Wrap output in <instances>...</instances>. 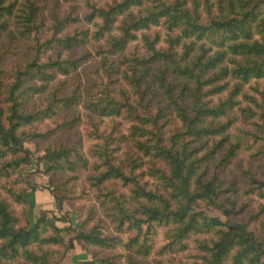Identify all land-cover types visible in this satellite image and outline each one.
I'll return each mask as SVG.
<instances>
[{
    "label": "trees",
    "instance_id": "obj_1",
    "mask_svg": "<svg viewBox=\"0 0 264 264\" xmlns=\"http://www.w3.org/2000/svg\"><path fill=\"white\" fill-rule=\"evenodd\" d=\"M65 2L70 5L62 13L55 1L46 24L34 0L21 5L0 0V37L5 32L17 36L11 29L16 18L22 36L35 41V54L20 65L7 67L0 55V186L7 194L0 190V264H51L52 246L67 252L76 243L105 249L123 243L100 223L88 228L90 217L77 225L65 217L70 224L61 227L45 210L33 224L20 221L9 198L27 202L26 189L15 187L33 159L26 143L48 140L39 157L48 169L76 172L91 164L89 184L110 222L119 232H133L124 243L128 250L148 257L165 228L161 252H184L197 236L193 239L204 252L197 264H264V242L249 229L250 222L231 221L245 208L238 209L227 195L238 192L236 184L224 188L217 174L207 179L211 160L225 170L242 147L243 136L232 140L229 132L228 113L240 105L238 96H247L257 108L243 111L264 119L263 91L256 88L259 101L243 91L251 81L264 79V0H85L83 14H76L83 8L80 0ZM84 21L96 31H67ZM160 25L169 30L166 47L159 45V34L151 38L144 32ZM44 31L50 37L40 42ZM90 36L105 42L98 50L102 74L97 68L95 78L79 79L66 93L59 76L77 73L92 54L65 57L64 52L81 47ZM139 38L147 55L129 51ZM84 96L91 114L112 119L114 127L128 124L127 133L105 135L91 115L93 161L77 146L56 139L81 122L75 112L71 118L60 114L79 107ZM258 126L264 131V123ZM246 175V193L264 198V179ZM56 199L61 208L64 198ZM64 231L71 235L68 240ZM89 264L118 263L94 255Z\"/></svg>",
    "mask_w": 264,
    "mask_h": 264
},
{
    "label": "rangeland",
    "instance_id": "obj_2",
    "mask_svg": "<svg viewBox=\"0 0 264 264\" xmlns=\"http://www.w3.org/2000/svg\"><path fill=\"white\" fill-rule=\"evenodd\" d=\"M19 1V5L24 2V0ZM34 1L35 4L40 7L39 18H44L45 23L49 24L52 7H54L56 0ZM80 1L83 4V8L81 7L79 10L77 9L76 14L79 12L80 14H83L86 10V7L84 6L85 0ZM106 1L111 2V0H99V3L104 4ZM59 2L61 5L60 11L63 13L65 9L69 7L70 3L65 2V0H59ZM88 27H90L91 32L96 31V27H92V25L88 24L86 21L70 25L67 28V31L72 33L76 30L82 31ZM11 29L14 30L15 35L17 34V36L9 35L5 32L3 37H0V55L5 56L7 67L20 65L26 60L25 58H29L35 54L33 50L35 46L34 39L28 35L22 36L18 30L19 26L16 18H12ZM144 32L151 38H155L156 34H159L162 38L159 45H162L161 47L167 46V43H165L164 40L167 39L169 30H167L164 25L153 26L151 29L145 30ZM139 34L141 33L139 32ZM39 37L40 42H43L50 37V32L44 31L39 34ZM7 46L11 47L12 50L6 49ZM104 46V39L97 40L90 36L88 41L81 47L64 52L65 57H78L85 53L92 54L90 59L79 67L77 73H72L68 76H59V79L64 80L66 83V93L73 90L74 85L79 79L82 80L83 83H87L95 78V70L97 68L99 72L98 75L102 74V59L98 55V50ZM57 49L59 48L56 47L55 50ZM129 51H134L137 55L148 54L144 41H142L141 38L131 43ZM49 54H52V51L49 50L48 55ZM151 88L153 90V87ZM256 88H259L264 94V79L251 81L244 86L243 91L255 96L259 101L262 96ZM150 96L151 92H149L148 98ZM238 98L241 100L240 105L228 113V118L233 122L229 132L232 140L235 139L236 135L243 136L242 147L239 149L238 155L232 158L231 163L228 164L225 170L217 169L214 160H211L209 163L207 179L217 174L219 179L222 180L224 188L232 187L231 185L233 183L236 184L238 192L232 190L227 195L237 201L238 209L242 206L245 208L238 214V217L235 218V216L231 215V221L236 222L238 220L240 222H250L249 229L264 242V198H261L255 192L246 193L250 186L247 182V172L253 173L258 179H264V131L258 126V124L264 123V119L263 121H260L259 115L251 116V111L242 110V108H247L249 105L252 108L257 109L255 103L251 102L247 96L240 94ZM86 99L87 97L84 96L79 107L71 108L60 114V116L62 115L66 118H71V114L75 112V114L81 117V122H79L72 130L59 133L56 136V139L58 142L77 146L81 149L84 157L93 161L95 159L89 152L90 147L93 144V140L89 137V134L92 131V125L90 122L91 115L93 116V120L99 125L100 133L105 135L113 133L116 137L127 133L128 124L126 121L117 118V121L121 120L123 123L122 125L120 124L114 127L112 119H101L96 115L91 114L92 112L85 108ZM163 105H167V103L164 102ZM48 125L53 126V123L49 122ZM245 133L248 134L244 135ZM47 143H49V140L26 143V146L33 152V159L22 171L21 178L23 180L15 187L26 189L25 198L27 202L25 205H21L9 198L12 209L20 218V221L24 223L26 222L25 218H27V220L33 224L37 217L45 210L49 212L52 219H54L53 217H56V223L61 227H66L70 222L73 225H77L81 221L90 217L88 228L94 224L100 223L110 235L119 236L123 241L118 247L110 249L96 246L84 248L81 244L76 243L74 248L67 252H63V248L52 246L49 248L53 251L52 254L49 255L51 264H70L73 262L75 263L78 260L80 261V264H89V262L93 260L94 255L99 257H114L118 264H132L131 259H135L139 264H197L198 261H202L204 252L202 248L197 246V242L193 239L197 236L188 240L189 248L184 252H161L160 247L164 244L165 228L160 229L157 236V243L154 244V249L148 257L144 258L141 254L135 252L136 249L128 250L124 243L129 240V237L133 236V232H119L115 227V224L110 222L109 217L96 199L95 192L89 184L88 177L92 174L91 164L88 169L80 168V170L76 172L63 171L58 173L55 170H50L48 169V162L39 160V157L43 154L42 149ZM15 177H18V174H16L14 178ZM3 180L6 181L5 179ZM0 190L3 192V196H7L1 186ZM56 196L60 198L62 197L65 200L61 208H58L59 206L57 205ZM213 213L222 215V212L219 210L213 211ZM65 217L70 218V222H65ZM63 235L67 240L71 236L67 231H64ZM207 236L208 235H202L201 238L203 239ZM209 236L213 237L212 234ZM85 256L87 258H85ZM22 263L32 264L25 261H22Z\"/></svg>",
    "mask_w": 264,
    "mask_h": 264
},
{
    "label": "crops",
    "instance_id": "obj_3",
    "mask_svg": "<svg viewBox=\"0 0 264 264\" xmlns=\"http://www.w3.org/2000/svg\"><path fill=\"white\" fill-rule=\"evenodd\" d=\"M77 247V246H76ZM75 247V248H76ZM85 258H87L86 256H85ZM70 264H80V261L78 260V261H76L75 263L73 262V263H70Z\"/></svg>",
    "mask_w": 264,
    "mask_h": 264
}]
</instances>
